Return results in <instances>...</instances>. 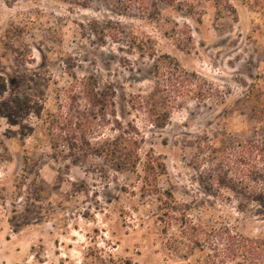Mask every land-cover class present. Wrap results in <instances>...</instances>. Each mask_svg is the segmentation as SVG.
<instances>
[{
  "label": "rangeland",
  "instance_id": "374dc122",
  "mask_svg": "<svg viewBox=\"0 0 264 264\" xmlns=\"http://www.w3.org/2000/svg\"><path fill=\"white\" fill-rule=\"evenodd\" d=\"M253 2H159L148 15L127 0H89L86 7L0 0V82L6 84V91L0 87V264H233L215 249L216 228L229 224L243 236L264 237L256 206L240 208L235 196L208 189L196 147L211 132L242 140L254 134L245 99L250 84L264 85V0ZM133 38L145 52L155 46L157 55L196 74L193 81L213 97L182 95L165 127L148 124L129 100L149 94L158 78ZM160 75L164 86L168 74ZM88 77L114 91L115 118L144 136L141 152L162 159L157 190L172 194L173 217L164 215L157 193L144 195L137 173L107 177L93 159L53 158L55 141L43 120L61 116L77 131L74 118L84 103L68 110L64 96L72 82ZM163 89L162 97L177 94ZM90 121L91 143L118 134L110 123L99 133Z\"/></svg>",
  "mask_w": 264,
  "mask_h": 264
},
{
  "label": "trees",
  "instance_id": "16d2710c",
  "mask_svg": "<svg viewBox=\"0 0 264 264\" xmlns=\"http://www.w3.org/2000/svg\"><path fill=\"white\" fill-rule=\"evenodd\" d=\"M14 0H5L11 2ZM72 7H86L89 0H61ZM130 3H139L142 10L148 15H153L157 10L158 3L173 5L180 0H127ZM262 0H254L253 3ZM252 4L249 3L251 7ZM233 12V8L228 6ZM118 36V33H116ZM115 41L117 37L112 35ZM129 40V38H128ZM131 41V40H129ZM126 41L127 43H131ZM134 46L140 56H145L153 62L154 75L158 78L156 87L147 95H135L129 100L131 109L140 112L146 122L152 126L163 128L167 125L170 111L177 106V101L182 95L192 94L198 99H211L212 89L204 90L202 83L197 85L192 77L194 73L182 71L178 63L169 55H157V51L151 46L147 52L142 41L133 38ZM164 61V63H162ZM167 73L168 77L162 78L168 90L176 91L171 96L163 94V84L159 81L160 73ZM177 72V75L174 73ZM0 87L6 91L5 80L1 78ZM246 99L250 110V119L255 123L252 137L242 140L232 137L225 132H211L197 142V150L202 153L207 166V185L209 190L216 189L222 194L228 193L239 200L240 208H251L257 215L264 219V85L258 83L250 84L247 88ZM65 102L68 110L73 111L74 105L78 102L84 103V111H77L74 118L77 131L68 127L61 116L53 119L52 116L43 120L48 122L47 130L54 159L68 154L73 162L83 164L91 159L98 161L100 169H104L107 177L112 173L130 171L137 173L139 181L143 184L144 195L157 193L159 201L165 205L164 215L173 217L170 213L172 194L169 191L160 193L157 190V183L161 176L165 175V166L162 159L152 150L141 152L143 135L136 127L128 124L124 127L115 118L114 91L110 87L99 89L96 87L92 77L75 80L66 89ZM263 98V99H261ZM163 100V101H160ZM27 110L31 109L25 105ZM18 115V108L15 109ZM35 116L39 111L34 110ZM79 117H81L79 122ZM51 118V119H50ZM42 121V119H40ZM96 121L100 131L110 123L118 134L112 139L101 140L91 143L87 139L86 130L91 127V121ZM78 123V124H77ZM72 123H70L71 125ZM88 124V125H87ZM74 125V124H73ZM54 127V128H53ZM87 127V128H86ZM184 217V216H183ZM183 224L191 231H195L192 221L183 218ZM211 233L214 230H210ZM218 238L217 250L221 251L222 259L233 264H264V237H248L238 233L229 224H221L215 229ZM195 241V240H193Z\"/></svg>",
  "mask_w": 264,
  "mask_h": 264
}]
</instances>
